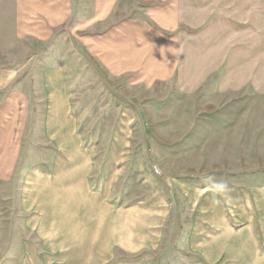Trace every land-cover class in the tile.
Listing matches in <instances>:
<instances>
[{"label":"rangeland","instance_id":"374dc122","mask_svg":"<svg viewBox=\"0 0 264 264\" xmlns=\"http://www.w3.org/2000/svg\"><path fill=\"white\" fill-rule=\"evenodd\" d=\"M247 213L264 220V0H0V264L33 228L174 239Z\"/></svg>","mask_w":264,"mask_h":264},{"label":"crops","instance_id":"0c3cea01","mask_svg":"<svg viewBox=\"0 0 264 264\" xmlns=\"http://www.w3.org/2000/svg\"><path fill=\"white\" fill-rule=\"evenodd\" d=\"M241 215L246 216L233 218L243 221L226 223L216 236L186 226L175 230L174 239L151 238L150 233L127 237L132 233L107 228H33L30 234L35 237L16 247L27 252L24 258L21 253L18 264H152L150 247L155 241L162 247L158 264H264V220L254 213ZM135 244L146 250L137 252Z\"/></svg>","mask_w":264,"mask_h":264}]
</instances>
